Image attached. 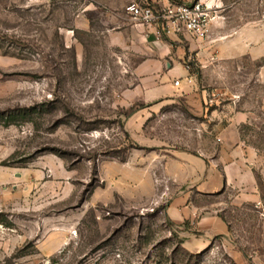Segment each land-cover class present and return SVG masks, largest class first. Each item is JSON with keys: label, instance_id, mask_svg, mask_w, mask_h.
Here are the masks:
<instances>
[{"label": "rangeland", "instance_id": "1", "mask_svg": "<svg viewBox=\"0 0 264 264\" xmlns=\"http://www.w3.org/2000/svg\"><path fill=\"white\" fill-rule=\"evenodd\" d=\"M199 1L214 17L189 68L209 93L202 120L181 90L156 110L143 98L142 79L174 81L175 62L186 68L188 38L156 45L131 0H0V165L17 172L0 224H12L22 258L264 264V0ZM148 59L167 64L142 77ZM177 150L209 160L201 183H176L162 159ZM236 151L244 176L229 167ZM213 216L225 235L209 228Z\"/></svg>", "mask_w": 264, "mask_h": 264}, {"label": "crops", "instance_id": "2", "mask_svg": "<svg viewBox=\"0 0 264 264\" xmlns=\"http://www.w3.org/2000/svg\"><path fill=\"white\" fill-rule=\"evenodd\" d=\"M152 2H158L161 1L163 4L168 3V0H150ZM176 1H189V0H176ZM143 27V26H142ZM143 29L146 31V28L143 27ZM146 31V35H147ZM147 37L153 38L152 42H154L156 45L160 44L162 45L161 41L162 39H173L175 41H180L183 37L188 38V53L189 54V64L191 66L193 65V62H195L194 54L199 55L201 52H199V47L201 46V42H203L204 39H197L195 37H192L189 34H185L180 37H163L162 39H158L152 34H148ZM164 48V47H163ZM170 49L166 48L165 53L169 52ZM193 58V59H192ZM172 60V59H171ZM159 59H148L144 61L143 63L139 64V66L136 69V72L140 74V76L144 77L146 75H149L151 73H155V71H158L160 69H163L165 65L167 64ZM170 62V61H169ZM175 67L170 68L169 72L174 73L178 72L177 78H181L180 84L175 85L174 81H171V77L168 76V74L164 75L160 82H156V80H153L149 83H145L147 81L142 79V84L139 85V88L145 87L146 94L143 98L148 99H157L159 100L158 103H156L153 107V110H156L160 107L165 106L166 104H171L176 100L173 96L174 92L176 90H181L185 93V101L186 105L189 107V109L192 112V115L190 116L191 119L194 120H202V118H207L209 116L208 111V100H209V93L205 89L204 86H202L199 89L198 84H196V81L194 80L193 74L191 73V70L189 71V68H182L179 67L177 62H175ZM180 68V69H179ZM168 78V80L166 79ZM191 79L192 81L189 82L188 79ZM148 89V90H147ZM238 119H242V117L238 116ZM205 132H208L207 129H204L203 126L196 127L193 130V134L197 135H203ZM234 163L229 165L231 169H234V172L236 168H238V172L241 175L244 176L246 174V165L244 164V157L240 154V152H235ZM218 162H221L225 164V157L221 154L218 157ZM163 165L169 168L171 176L177 181V184H193V183H201L203 181V178L205 177V174L202 170V168H207L208 166V159L204 157L202 154H194L193 152L189 150H177L172 151L167 158L162 159ZM228 167V168H229ZM231 172L232 176L233 173ZM16 177L17 172L12 166H5L0 165V206L3 204L4 201L7 199H11L12 192L11 187L15 186L16 183ZM196 180V181H195ZM250 180V179H249ZM245 182V181H243ZM4 189V191L2 190ZM190 188L186 191H184V194L177 198L175 205L172 207V212L174 214H183L182 212L179 213L177 210V206L181 204L187 205L188 203V195L190 196V192H188ZM244 200H256L257 197L252 194H244L243 195ZM185 210V209H184ZM204 221V220H203ZM211 228V230H217L222 235H225L227 232L226 224L219 218H216L213 216V218L208 220ZM13 229L10 227H7L5 225L0 224V264H6V259L10 258L12 254L15 252V250L20 245V240L17 238L16 235L12 234ZM48 242H41L39 247V250L43 253H45V247L47 246ZM60 247V243L57 242L53 244L52 252H55ZM47 256V255H46ZM46 256H28L25 258H22L21 260L16 261L14 264H42L45 260ZM24 257V256H23ZM18 258V259H20Z\"/></svg>", "mask_w": 264, "mask_h": 264}, {"label": "built area", "instance_id": "3", "mask_svg": "<svg viewBox=\"0 0 264 264\" xmlns=\"http://www.w3.org/2000/svg\"><path fill=\"white\" fill-rule=\"evenodd\" d=\"M127 10L134 22L145 27L148 34L158 39L185 34L197 39L207 38L214 20L212 9L199 0H168L166 4L161 1L131 0ZM188 80L192 81L190 78ZM174 83L179 85L180 79Z\"/></svg>", "mask_w": 264, "mask_h": 264}, {"label": "trees", "instance_id": "4", "mask_svg": "<svg viewBox=\"0 0 264 264\" xmlns=\"http://www.w3.org/2000/svg\"><path fill=\"white\" fill-rule=\"evenodd\" d=\"M2 165H5V166H12L9 162L2 163ZM0 223H2V222L0 221ZM3 223H4L5 226H7V227H11V226H12V224L9 223V222H7V223H6V222H3ZM23 256H24V255H21V254H18L17 252H14L10 258H7V259H6V264H14V263H13V260H16V259H18V258H20V257H23Z\"/></svg>", "mask_w": 264, "mask_h": 264}]
</instances>
